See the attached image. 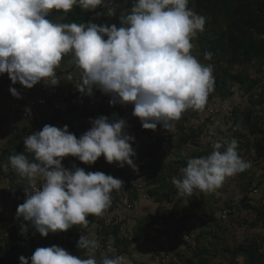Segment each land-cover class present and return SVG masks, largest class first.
I'll use <instances>...</instances> for the list:
<instances>
[{
	"label": "clouds",
	"instance_id": "1",
	"mask_svg": "<svg viewBox=\"0 0 264 264\" xmlns=\"http://www.w3.org/2000/svg\"><path fill=\"white\" fill-rule=\"evenodd\" d=\"M104 4L105 0H0V74L7 73L12 84L18 82L26 88L41 81L55 86L59 83L56 69L70 55L79 72L78 91L92 95L95 87L112 97L110 104L133 105L132 114L144 129L156 130L161 125L170 131L187 110H203L214 88L213 67L191 54V40L204 31L205 17L188 6L189 0H133L119 28L47 19L53 10L68 13L78 6L94 11ZM114 14L113 8L107 9L108 16ZM204 55L211 60V52ZM9 91L19 98L14 87ZM91 124L79 138L67 125H45L24 139L23 153L8 157L10 167L28 182L17 218L30 222L43 237L67 232L75 225L86 226V217L102 215L112 204L113 191L122 190L123 181L111 175L86 173L79 167L66 169L62 165L65 157L92 165L103 155L110 164H127L137 170L130 143L134 137L125 132L126 121L100 116ZM236 147L235 139L223 151L216 143L210 154L188 159L180 177L172 181L178 193H213L226 177L248 169L250 163L238 155ZM26 233L27 227L22 226L20 234ZM78 247L92 255L73 256L53 245L37 248L30 259L20 256L19 261L98 264L95 238L80 235ZM114 251L111 245L107 247L108 253ZM99 264L131 261L123 255H104Z\"/></svg>",
	"mask_w": 264,
	"mask_h": 264
},
{
	"label": "rangeland",
	"instance_id": "2",
	"mask_svg": "<svg viewBox=\"0 0 264 264\" xmlns=\"http://www.w3.org/2000/svg\"><path fill=\"white\" fill-rule=\"evenodd\" d=\"M105 2H111L115 6L117 0H105ZM199 2L200 0H193L192 2L190 8L194 12H196V9L201 6V3ZM129 12L130 10L123 11L120 17H117L115 14L111 17L106 15V25H116L118 28L122 27L121 18L129 14ZM199 15L205 17L204 14ZM191 43L193 44V48L195 47L194 49L200 48L196 41V36L192 38ZM191 54L200 63L205 65L211 64L213 70L216 69L219 64H223L224 62L223 65L227 63L229 71L231 72H241L244 75H248L250 78L260 75L262 84H258V86L255 87L252 97H250L251 99H244L242 105L237 108L236 115L234 116L237 122L235 128L231 129L229 123H227L228 117H231L232 114L223 119L218 118L217 128L212 135L208 137L199 135L198 138L191 140L193 142L186 143L179 148L174 136L181 135L182 131L180 130L179 121H175L173 122L174 126L171 128L168 153L166 155L161 154L160 156L156 153L154 155L155 159L160 160L162 172H164L168 180L172 182L174 178H179L181 175L180 170L179 172L177 170L180 166L175 163L178 159L177 152L190 158L202 157L206 156L202 150L203 147L214 145L216 143H225V147L221 150L223 151L231 144L232 140L235 139L236 141L241 142L240 148L236 149L238 155L245 161L249 162L250 167L244 172L231 177H226L222 187L215 192L202 193L203 200L192 198L198 197L200 192H197L195 195H190L189 197L186 195H175L169 204H165V200L158 203L151 198L147 205L142 206L139 204L137 208H139V211L141 212L135 214L134 217L131 218V221H129V218L127 219L126 228L128 232L132 234L133 227L138 224L140 219L149 213H153L158 205H162L164 208V206L178 203L183 207L181 209L182 212L176 217L170 218L166 224L160 225L163 232L164 229H168V232L173 236L169 243L165 261L168 263L169 260H173L172 258H175V255L180 252L184 256L194 255L197 257L205 249L206 255L210 257L211 264H230V262H232V253L224 249H232L235 245L242 242L247 243L252 239H257L260 242L261 251L264 253V224H262V220L256 219V212L253 209H247L241 203V198L246 195L248 198L247 202L251 203L254 207L264 204V156H258L254 147V143L258 138L264 139V90L262 88V85L264 84V64L261 66V71L259 72L256 69L254 61L240 64L237 60L236 62L234 61V59L238 58L234 56L231 63L223 60L222 62L217 63V65L211 62V60L205 59V55L200 56L197 51H192ZM74 76H79V72L76 70L74 64L71 63V56L69 55L62 59L61 65L56 69V77H63V82L68 84ZM228 83L229 82H227V85ZM16 85L19 88V92H23L26 89V87L18 82ZM13 86H15V84H12L7 73L0 74V110H2V108L6 109L4 115L0 114V229L4 235H6L5 232H7L10 227H14L19 231H21L22 226L27 227V230L29 228H34L30 222L24 221L22 217L17 218V211L15 210V205L17 204L16 189L18 187L21 189L26 188L28 182L10 167L8 157L10 156L11 145L16 142L17 139L24 141L28 135L42 130L45 125H51L58 128H63L67 125L69 132L79 138L92 127V120L106 115V113L101 114V112L96 111H74L71 114L58 115L55 119H45L44 123H40V126L35 125L33 121L17 120L10 110V101L13 96L9 89ZM217 88L218 87L214 86L208 97L228 102L231 99V96L236 99H243L245 96L244 94L242 95V92L239 89V84L236 83H232L231 87L234 93L231 96L225 97V99L217 97ZM249 110L252 114L249 118L250 121L248 122L246 119V113ZM187 111L191 113L193 110L189 109ZM111 120L112 118L110 121ZM131 121L133 120L131 119L126 122L127 126L125 132L134 137L128 126L131 125ZM251 124H255L256 127L258 126L263 132L257 131L251 133L249 130ZM187 128L188 127L185 126V129ZM143 131H146V129L143 128ZM185 132H187V130H185ZM148 135L150 138V131H148ZM227 142H229V144H227ZM130 143L132 146V142ZM153 143L154 142H151L149 144L147 151L152 150ZM68 157L69 156L65 157L63 161L65 162ZM140 160L141 158L139 160L137 159L138 163L136 162V165L140 163ZM154 164L157 165V163ZM176 173H178V177ZM254 188H257V191H253ZM189 199H192L196 207L191 206ZM227 204L231 205V213L224 218L221 216V211L229 207ZM181 221L182 223L184 222V228L182 231L187 230L192 234V241L186 246L179 243L176 240L178 238H174ZM216 229V236L211 235L210 230ZM163 232L153 239L151 238L152 236L146 239V244H148V248H146L150 249L149 253L151 255L149 258H147L148 256H143V249L142 251L138 249V246H136L138 242L130 246V255L136 260V264H150V262H148L149 260L153 261L152 264H163L161 259L153 255L154 248L158 247L160 244L159 237L165 235ZM153 244L156 246L151 247ZM169 249L172 250L170 251ZM139 254L142 255L140 256ZM87 255L89 256L92 254L87 252ZM104 255H108L110 258L116 256L114 252L108 253L107 251L101 252L100 256H98L96 252L94 253L97 261L99 259L98 257H103ZM242 262V255L233 259V264H242ZM262 264H264V261Z\"/></svg>",
	"mask_w": 264,
	"mask_h": 264
},
{
	"label": "trees",
	"instance_id": "3",
	"mask_svg": "<svg viewBox=\"0 0 264 264\" xmlns=\"http://www.w3.org/2000/svg\"><path fill=\"white\" fill-rule=\"evenodd\" d=\"M192 2L193 0H189V7L192 5ZM199 3H201V6L196 9V13L204 14L206 23L204 31L199 32L196 35V41L200 48L194 49V47L192 48V51L199 52L200 56H203L205 52H211V62L215 64L220 63L223 60L231 63L234 56L236 58L238 57L237 59H234V61L236 62L237 60L240 64L254 61L256 69L260 72L261 66L264 64V0H200ZM132 5L133 0H117L115 6L111 2H105L104 5L98 6L94 11H86L82 10L78 6H74L68 13L53 10L47 19L53 22H76L85 24L95 23L97 25H106L108 8H113L115 15L120 17L123 11L131 10ZM121 26H123L122 23ZM104 38L106 39L107 37ZM223 64H217L218 66L213 70L215 79L214 86L218 87L216 90L217 97L225 99V97L231 96L234 93L231 88L232 83L239 84V89L241 90L242 95L244 94L246 96V100L252 97L255 87L258 86V84H262L261 76L257 75L250 78L248 75H244L241 72L229 71L227 63H225V65ZM227 82H229L228 85ZM262 88L264 90V84L262 85ZM58 89H60V87L56 88L55 93H58ZM230 98L232 99L233 97L231 96ZM236 110L237 109L233 111L232 116L228 117L227 120L231 129L237 126L236 119L234 118ZM189 114L190 112L186 111L182 114L181 119L178 120L182 134L176 136L172 135L176 139L179 148L186 143L193 142L191 140L196 139L199 135L202 136L203 134L202 129L196 131L192 126H187L188 128L185 129V122ZM251 114L252 112L250 110L246 113V119L248 122L250 121L249 118ZM58 115L60 114L53 113L51 119H55ZM34 124L37 126L41 125L37 122H34ZM185 130H187V132H185ZM249 130L251 133H255L257 131L263 132V130H261L258 126L256 127L255 124H251ZM220 144L222 145V150L225 147V143ZM227 144H229V142H227ZM240 144L241 142L237 141L236 149L240 148ZM157 147V142L155 140L152 144V150L146 152V149L143 152L144 154L142 153L143 158L137 166L141 169H145V173L148 177V183L150 185L148 192L151 198L158 203L164 200L165 202H170L173 196L184 194L178 193L174 184L169 181L165 173L162 172L160 160H157L154 157ZM254 147L258 156H264V139L258 138L254 143ZM10 150V155L23 153L25 151L24 141L17 139V141L11 145ZM202 150L206 155H208L213 151V145H207L203 147ZM25 154L30 155L27 153ZM176 154L178 159L175 163L180 167H186L187 161L190 157H187L179 152ZM62 162L64 161L62 160ZM154 163H157V165ZM180 167L177 168L178 172L181 169ZM176 174L178 177V173ZM16 190L17 204L15 205V210L17 211L18 206L25 202L26 188L21 189L18 187ZM186 196L189 197L190 195ZM192 198L203 200V194L199 193L198 197ZM189 201L192 207H196L192 199H189ZM247 201L248 198L244 195L241 198L242 205L247 209H253L256 212V219L262 220V224H264V204L254 207ZM115 206V200L112 199V204L108 210L112 211ZM227 206L231 209V205L227 204ZM182 208L183 207L178 203H174L164 208L162 205H158L153 213L145 215L140 219L138 224L133 227V238L131 241H124L121 237H119L118 226H114L110 230L105 229L103 231L104 238L102 239L103 250L107 251V247L111 245L115 249L114 253L116 255H125L126 259H129L132 264H136V260L130 255V246L138 242L136 245L138 246V249L148 248L146 239L150 236H152L151 238L153 239L159 234H162L163 230L161 229L162 227L160 228V225H164L170 218L176 217L182 212ZM183 223L182 221L180 222V226L177 228L174 238H177L176 236L182 232V229L184 228ZM35 231V228H29L25 235H21V231L15 229L14 227H10L7 232H5V236L0 229V264H20V256L30 259L35 251L27 250L28 248L24 247L21 242L29 233ZM216 231L217 229L210 230L211 235L216 236ZM83 232L84 225H76L70 228L67 232H63L65 234V238L61 240L59 247L65 249L73 256L88 258L87 250H82L78 247L80 235H87ZM163 233L169 240L172 239V235L168 232V229H164ZM89 237L92 238L91 236ZM178 242L184 244V246L188 245L179 240ZM155 246L156 245L153 244L151 247ZM169 250L171 251L172 249ZM224 250L232 253V262H230V264H233V259L239 255H242L243 257L242 264H262L264 261V253L261 251V245L257 239H252L247 243L242 242L235 245L232 249L228 248ZM149 252L150 249H147L146 252L142 251V253L150 256ZM205 252L206 250L204 249L197 257L194 255L184 256L180 252L175 255V258H172L173 260H169L166 264H211L210 257L207 256ZM96 253L100 256L101 252L96 251ZM98 258L97 262L99 264L102 257Z\"/></svg>",
	"mask_w": 264,
	"mask_h": 264
},
{
	"label": "built area",
	"instance_id": "4",
	"mask_svg": "<svg viewBox=\"0 0 264 264\" xmlns=\"http://www.w3.org/2000/svg\"><path fill=\"white\" fill-rule=\"evenodd\" d=\"M57 78V77H56ZM59 81V78H57ZM79 76H74L69 85H64L60 92L55 93L58 86L46 84L41 81L34 85L32 88H26L23 92H19V88L15 84L13 86L20 94L19 98L13 96L10 101V110L14 114L15 118L23 121H33L37 123H44L45 119L52 116L53 113L71 114L74 111H90V112H108L115 110L112 120L124 119L126 122L129 120H136L137 124H141L138 117H135L133 113V105L126 104L121 105L119 102L110 104L112 99L110 95L102 93L98 88H93L92 95H87L78 91L77 85L79 84ZM246 99L232 98L228 102H223L216 98H207V103L203 110H193L186 119L185 125L192 126L194 130L199 131L202 129V136L212 135L216 128L218 118H225L231 115L233 111L242 105V101ZM241 100V101H240ZM142 125V124H141ZM150 134L155 138L157 142L158 156L161 154H167L169 150V141L171 137V130L164 129L161 125H158L156 130H150ZM133 149L136 153L135 158H140L142 153L146 149V139L143 131L137 128L135 132V139ZM105 161L102 155L96 162ZM96 162L92 165L84 164L78 165L72 160L62 162L63 167L69 170H74L75 167L83 168L85 172H102L96 165ZM111 175L114 178H118L123 181L122 190L113 191L112 199L115 200V208L112 211H106L100 216L89 215L87 220L89 223L84 225V234L95 238L98 241V248L96 251L103 252L102 239L103 231L105 229H112L114 226H118V234L124 241H131L133 235L128 232L126 228L128 213L135 206V198L149 200L151 198L148 189L150 187L148 183V177L145 170L137 166V170L132 168L117 173H105ZM42 181H37V186H40ZM29 190H31L29 188ZM253 191H257L254 188ZM231 213L230 208H225L221 211V216L226 218ZM76 226V225H75ZM6 236V235H5ZM65 238L63 232L49 233L47 237L41 236L37 231L29 233L23 240L22 245L27 250L35 251L37 248L51 247L53 245L59 246L61 240ZM177 240L184 241L185 243L191 242V234L186 230L178 234ZM169 245L167 237L160 238V245L154 249V255L161 259L163 264H166L167 251L166 248ZM146 252V249H143Z\"/></svg>",
	"mask_w": 264,
	"mask_h": 264
},
{
	"label": "crops",
	"instance_id": "5",
	"mask_svg": "<svg viewBox=\"0 0 264 264\" xmlns=\"http://www.w3.org/2000/svg\"><path fill=\"white\" fill-rule=\"evenodd\" d=\"M59 83H58V86L57 87H60V89H58L59 91L58 92H60V90L62 89V87L64 86V85H69L70 84V82L68 83V84H65L64 82H63V77H61V78H59V81H58ZM63 82V83H62ZM5 111H6V109L5 108H2V110H0V114H5ZM12 112V111H11ZM104 113H106V115H103V116H105V117H107L109 120L113 117V114H114V111L113 110H111V111H108V112H103V113H101V114H104ZM51 118V117H50ZM131 125H128L129 126V130H130V132L134 135V138H135V132L137 131V127H138V129H140L141 131H143V128H142V125L141 124H137V122H136V120H133V121H131V123H130ZM137 126V127H136ZM143 133H144V136H145V139L146 138H148V139H146V149H148V146H149V144L151 143V142H155V140H154V138L153 137H151V135H150V138H149V135H148V130H146V131H143ZM134 142V141H133ZM133 142H132V145H133ZM145 149V150H146ZM147 151V150H146ZM142 156V155H141ZM141 158V160H142V157H140ZM140 158H137L138 160L140 159ZM132 159H133V161H134V163H135V165L138 163L137 162V159L135 158V157H132ZM67 160H72V161H74L76 164H78V165H84V163L83 162H81V161H79V159L78 158H76V157H72V156H69L67 159H66V161ZM141 160L139 161V162H141ZM137 162V163H136ZM96 165L99 167V169L103 172V173H117V172H120V171H125V170H129V169H131V167L130 166H128L127 164H125L123 167H120L117 163H108V162H106V160L105 161H100V162H96ZM137 166V165H136ZM150 200L151 199H149V200H144V199H140L139 197H137V198H135V206H134V208L131 210V211H129V213H128V218H129V221H131V218L132 217H134V215L135 214H138L139 212H141V211H139V208H137L138 206H139V204L140 205H142V206H144V205H147L148 204V202H150ZM169 204L170 202H165V204ZM170 206V205H169ZM164 207H167V206H164ZM106 211H111V210H108V209H106L105 210V212ZM135 221V220H134ZM184 231V230H183ZM181 233V232H180ZM190 233V232H189ZM191 234V233H190ZM162 237H165L164 235H162ZM176 239V238H175ZM177 240V239H176ZM171 241V240H170ZM175 241V240H174ZM178 241V240H177ZM191 241H192V234H191ZM183 243H185L184 241H182ZM170 243V242H169ZM191 243V242H190ZM190 243H186V244H190ZM168 247H169V245L167 246V248H166V251H168ZM139 250H142V249H139ZM140 255V254H139ZM142 255V254H141ZM140 255V256H141ZM154 255V254H153ZM143 256H148L147 258H149L150 256L149 255H147V254H144ZM155 256V255H154ZM145 257H144V259H145ZM158 258V257H157ZM148 262H150V264H152L153 263V261H148Z\"/></svg>",
	"mask_w": 264,
	"mask_h": 264
}]
</instances>
